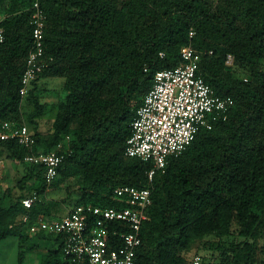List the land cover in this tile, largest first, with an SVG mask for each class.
Wrapping results in <instances>:
<instances>
[{"label": "trees", "instance_id": "1", "mask_svg": "<svg viewBox=\"0 0 264 264\" xmlns=\"http://www.w3.org/2000/svg\"><path fill=\"white\" fill-rule=\"evenodd\" d=\"M36 2L45 14L48 66L22 98ZM0 13V131L5 122L26 123L35 139L31 149L0 140V157L25 163L38 151L63 155L54 182L60 177L66 184L62 202L75 197L74 207H125L114 190L149 186L136 264H186L185 253L207 236L257 237L264 229V0H0ZM187 45L200 57L197 75L233 106L225 121L200 130L149 184V164L124 155L130 123L155 73L177 67ZM228 55L232 66L225 63ZM47 77L64 79L65 96L42 136L36 119L45 106L37 83ZM23 100L32 105L25 119ZM25 164L18 186L31 182V192L7 207L0 198V243L16 236L21 264L39 247L37 239L49 240L41 264H75L63 256L60 236L24 233L45 208L48 188L43 166ZM33 193L39 201L26 210L21 200ZM243 245L233 250L235 264L252 263L251 245Z\"/></svg>", "mask_w": 264, "mask_h": 264}, {"label": "built area", "instance_id": "2", "mask_svg": "<svg viewBox=\"0 0 264 264\" xmlns=\"http://www.w3.org/2000/svg\"><path fill=\"white\" fill-rule=\"evenodd\" d=\"M32 9V47L21 77L19 94L22 98L48 66L44 57L45 14L38 2ZM192 36L193 32H190L189 37ZM3 42L4 34L0 28V45ZM160 56L163 57V53ZM180 58L177 67L155 73L153 86L130 123L131 134L124 155L149 164L146 172L149 184L157 172L166 168L169 159L180 156L187 149L200 130H211L215 123L225 121L233 106L230 97L215 95L197 75L200 57L191 45L181 48ZM225 63L233 65L231 55ZM0 140H13L29 149L35 144L26 123H3ZM62 161L63 155L55 152L38 151L24 157L27 164L43 166L48 187L58 176ZM114 197L125 207L80 205L61 218L49 220L38 216L28 228L29 234L45 232L60 236L63 256L75 264H136L141 227L151 204V190L149 186L141 189L124 186L114 190ZM38 201V195L33 193L24 197L21 205L29 210ZM118 224L127 230L116 227ZM186 264H203V261L196 256L188 259Z\"/></svg>", "mask_w": 264, "mask_h": 264}, {"label": "rangeland", "instance_id": "3", "mask_svg": "<svg viewBox=\"0 0 264 264\" xmlns=\"http://www.w3.org/2000/svg\"><path fill=\"white\" fill-rule=\"evenodd\" d=\"M236 70L238 76L245 77L244 71L241 69ZM63 82L64 79L59 77H47L40 79L37 83V96L40 103L45 106V113L36 119L38 123L37 131L42 136L50 133L57 106L64 99ZM20 111L25 119L26 113L32 111V105L23 100ZM28 126L34 132L32 125L29 124ZM26 166L23 162L8 158L6 153H3L0 157V197L3 198L4 206H9L19 196L30 194L31 182L24 185L23 189L18 186V181L26 173ZM65 185V183L60 182V177H58L46 189L45 195L41 198L45 208L39 207V216H45L46 219L53 220L73 209L76 202L75 197L71 201L62 202L66 195ZM4 191L5 193H3ZM50 201H53L54 204L47 205ZM24 233L28 237L37 235L29 234L27 228ZM39 240L37 239L39 247L35 248L33 252L26 253L21 264H41V256L50 248L51 243L48 242L49 240ZM244 243L251 245V264H264V229L258 232L257 237L242 238L232 235L218 239L214 236H207L195 242L190 250L185 253V257L190 259L198 256L205 264H235L232 257L233 250L235 247L244 248ZM18 252L19 241L16 236H11L2 241L0 243V264H18Z\"/></svg>", "mask_w": 264, "mask_h": 264}, {"label": "crops", "instance_id": "4", "mask_svg": "<svg viewBox=\"0 0 264 264\" xmlns=\"http://www.w3.org/2000/svg\"><path fill=\"white\" fill-rule=\"evenodd\" d=\"M3 193H5V191ZM67 213H69V211H67L66 213L62 214L61 216H57V217L61 218V217L65 216Z\"/></svg>", "mask_w": 264, "mask_h": 264}]
</instances>
